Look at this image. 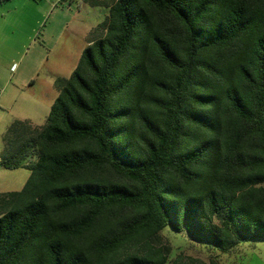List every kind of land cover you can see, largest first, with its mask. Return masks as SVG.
I'll return each instance as SVG.
<instances>
[{"label":"trees","instance_id":"16d2710c","mask_svg":"<svg viewBox=\"0 0 264 264\" xmlns=\"http://www.w3.org/2000/svg\"><path fill=\"white\" fill-rule=\"evenodd\" d=\"M83 2L107 15L45 123L2 138L30 176L0 193V264H179L167 229L264 239V0Z\"/></svg>","mask_w":264,"mask_h":264},{"label":"rangeland","instance_id":"374dc122","mask_svg":"<svg viewBox=\"0 0 264 264\" xmlns=\"http://www.w3.org/2000/svg\"><path fill=\"white\" fill-rule=\"evenodd\" d=\"M53 2L0 0V151L3 135L13 121L27 119L36 127L45 123L57 97L56 80L69 77L86 45L78 28L81 23L95 26L107 15L102 7L86 6L88 13H83L78 0H73L70 11L67 2L59 5L66 14L55 18ZM79 10L65 30L71 14ZM29 176V170H8L0 164V193L20 191ZM159 241L169 246V261L177 259L179 264H264V239L240 243L227 252L168 229Z\"/></svg>","mask_w":264,"mask_h":264},{"label":"crops","instance_id":"0c3cea01","mask_svg":"<svg viewBox=\"0 0 264 264\" xmlns=\"http://www.w3.org/2000/svg\"><path fill=\"white\" fill-rule=\"evenodd\" d=\"M72 1L73 0H64V3L63 4H65L66 2V4L68 5L67 7H66V9L67 10H69L70 11V6H71V3H72ZM78 6H79V8H80V6H81V9L80 10H82V12L83 13H88L87 11H86V9H85V7L86 6H88L87 4H85L84 2H83V0H78ZM59 7V6H58ZM60 8H64L63 6L62 7H60ZM53 9H55V10H53L51 13H52V16L53 17H57V18H59V16L60 15H63V14H66V11H62V10H60L59 8H53ZM77 11V12H75L73 15L71 14V16H72V20H71V23L68 25H66V27H65V30L66 29H68V28H70V25L73 23V21H74V19L76 18V16L77 15H79L80 14V12L81 11ZM83 22H85L84 20H83ZM69 23V22H68ZM83 26L82 27H79L78 29H79V32H78V36L81 38V39H83V40H85V38H86V35L88 34V32L90 31V29L92 28V27H94L93 25H90V24H87V25H85V23H81ZM85 25V26H84ZM77 28H76V30H78ZM25 120H27V119H25ZM29 121V120H28ZM30 122V121H29Z\"/></svg>","mask_w":264,"mask_h":264},{"label":"built area","instance_id":"2783aa9c","mask_svg":"<svg viewBox=\"0 0 264 264\" xmlns=\"http://www.w3.org/2000/svg\"><path fill=\"white\" fill-rule=\"evenodd\" d=\"M64 2V0H55V2L52 3V8H56L59 5H61Z\"/></svg>","mask_w":264,"mask_h":264}]
</instances>
